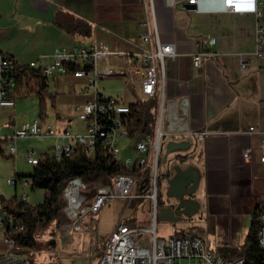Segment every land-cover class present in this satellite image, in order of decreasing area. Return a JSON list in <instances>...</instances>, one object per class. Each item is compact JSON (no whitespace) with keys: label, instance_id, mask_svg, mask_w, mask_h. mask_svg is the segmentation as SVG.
<instances>
[{"label":"crops","instance_id":"1","mask_svg":"<svg viewBox=\"0 0 264 264\" xmlns=\"http://www.w3.org/2000/svg\"><path fill=\"white\" fill-rule=\"evenodd\" d=\"M238 2L242 12L232 14L224 12L222 0H197L195 5L180 3L173 8L164 0H0V54L19 67L48 66L57 49L89 50L103 43L115 53L112 66L128 73L132 68L130 54L149 48L140 35L156 32L159 42L175 46L176 57L164 61L165 103L185 102L189 127L213 134L196 147L188 137L176 143L190 144L186 150H177L184 153L177 154L176 160L184 163L195 157L196 166L192 167L200 173L196 202L197 196L205 195L204 214L214 233L210 248L224 256L243 244L238 238L254 207L264 200V165L259 163L260 134L264 133V56L254 55L257 20L249 12L253 0ZM259 11L263 15L259 25L264 29V0H260ZM76 22L88 24L90 36L68 32ZM146 23L148 28L141 26ZM205 37L216 40L214 56L205 59L195 73L191 56L196 50L209 49L202 44ZM85 41L90 42L89 47ZM242 63L247 64L245 69ZM75 66L79 68V64ZM49 79L56 84L67 81V89L86 85L72 73ZM135 87L140 92L139 85L127 89ZM91 96L87 91L63 98L68 97L65 105L72 106L75 115L76 106ZM23 100L15 95L12 108H0V138L13 135L28 122L16 109ZM57 117L60 119V114ZM36 121L48 125L45 119ZM56 127L61 132L71 128L63 122ZM250 128L254 133L247 137L244 132ZM248 148L252 149L249 162L243 159ZM10 173L7 169L5 177ZM20 174L16 169L13 177ZM17 186L16 182L14 190Z\"/></svg>","mask_w":264,"mask_h":264},{"label":"built area","instance_id":"2","mask_svg":"<svg viewBox=\"0 0 264 264\" xmlns=\"http://www.w3.org/2000/svg\"><path fill=\"white\" fill-rule=\"evenodd\" d=\"M165 4L174 7L185 3L195 5L197 0H164ZM223 10L227 13H241L238 0H222ZM260 0H253V6L249 10L257 20L254 37L255 56H264V29L259 25L263 18L259 11ZM141 26L147 27L148 24ZM150 30V29H148ZM142 43L148 44L146 51H138L130 54L132 65H137L135 71L126 73L123 69L114 67L111 58L115 55L106 48L103 43L94 48L73 49L68 52L57 49L53 53L51 65L40 67L34 65L31 68L39 69L48 79L57 75H68L76 79H84V92L92 90L91 99L75 108L76 118L85 123L83 133H73L71 128L57 133L52 127L42 122H25L6 139L8 155L13 158L17 155L16 142L27 138H53L56 145L52 148V156L57 159L67 158L75 149H82L86 157L92 158L101 145V158L104 162L119 164L129 173L116 174L110 184L98 186L94 196L89 199L91 205L88 208L84 204L88 200L83 194L86 187L77 178L66 182L63 189V198L66 206L64 214L69 221L61 230V235L71 232H83L84 235H95L92 226L83 223V218L89 214H96L106 204L114 200H126L130 205L136 200L146 199L149 201L150 212L148 229L134 228L120 222L112 232L109 240L104 245L103 254L98 264H180L187 261L188 264H240L242 259L229 261L217 250L210 248L208 239L200 235L173 237L164 241L156 235L155 224L157 219V186H158V161L161 140L164 137L182 136L188 137L194 147L208 139L213 134L205 131L192 130L188 125L189 110L185 102L165 103V65L166 59H174L176 50L173 44L159 42L156 32L148 31L140 35ZM215 38H202V44L209 49L196 50L192 56V69L197 73L205 59L214 56L212 51ZM65 62H77L79 72L65 70ZM245 69L247 64L242 63ZM15 71L9 58L0 54V108H12V99L15 90ZM107 78H121L127 86L139 85V94L143 100L155 99L157 110L154 119V132L147 136L135 138L133 147L136 158H128L125 162L119 159L120 150L117 143L118 137H127V131L123 120L130 114L129 103L124 99L103 97L98 94L96 81ZM138 78V79H137ZM254 129L250 128L244 135L251 137ZM252 149L248 148L243 154L247 162L251 159ZM259 163L264 165V133L260 134ZM27 163L33 167L38 165V159L33 152L27 153ZM22 186L31 187L30 181H21ZM7 184L15 186L14 179L7 180ZM25 200V196L20 197ZM259 231L257 243L264 253V211L258 217ZM95 224V223H94ZM15 230L13 221L5 211L0 210V264H28L25 258L12 255L14 247L12 234Z\"/></svg>","mask_w":264,"mask_h":264},{"label":"rangeland","instance_id":"3","mask_svg":"<svg viewBox=\"0 0 264 264\" xmlns=\"http://www.w3.org/2000/svg\"><path fill=\"white\" fill-rule=\"evenodd\" d=\"M90 42L85 41V47H89ZM137 65H132L130 71H135ZM129 68V67H128ZM127 68V69H128ZM63 82V83H62ZM53 82L52 79L47 80L48 92L55 96V102L51 103L49 99L46 101L45 106V122L52 127L55 132L60 133V130H56L58 123L63 122L72 128L73 133H83L85 123L80 122L73 113V107L67 106L69 104L68 97L63 98L64 95L68 96V93H74L79 96L84 92V87L71 86L70 89L66 88L67 81ZM65 87V88H64ZM96 87L98 94L103 97L124 99L128 103L143 102L144 100L138 92V88L127 89L124 80L119 78H107L104 80H97ZM92 93V90H88ZM64 94V95H63ZM22 103L18 104L16 109L21 112V117H24L25 121H36L39 119V103L35 96L25 97ZM60 114V119L57 115ZM186 137L174 136L164 137L161 140L160 154L158 161V186H157V219L155 224L156 235L159 239L167 241L173 237H182V234H197L214 243V233L208 228V221L204 214V196H197V202L199 203V211L191 217H184L177 223H169L160 220L159 211L162 208L173 207L175 199L167 196L169 177L174 176L172 167L178 165L180 168L185 169L187 167L196 166L193 162V156H190L184 163H179L176 158L177 154L182 152H172L167 154L168 147L171 143L182 142ZM118 147L120 150L119 159L125 162L130 158L134 160L136 158L135 151L133 149L135 145V138L131 139L127 137L117 138ZM56 145V141L53 138H27L19 139L16 142L17 155L11 158L7 149L3 150L4 154H0V202L3 200L9 201L13 197L20 199L22 195H26V202L30 205H37L42 202L43 192L37 189H31V187H22L21 181H29V179L17 180V189L14 190L13 186L7 185V180L14 179L13 172L18 169L21 176H29L33 172V166L27 163V153L33 152L35 158H39L42 154L49 152L51 148ZM52 151V149H51ZM50 151V153H51ZM166 157V160L163 159ZM8 169L10 176L5 177V173ZM171 169V171H170ZM170 171V172H169ZM23 188V190H22ZM16 191V192H15ZM1 196L5 198H1ZM91 200H87L84 204L85 208L91 205ZM150 205L146 199L136 200L130 205L126 200H114L106 204L96 214H89L83 218V223L92 226L95 235L93 238L88 235H84L83 232H71L67 235H61V228L51 226L48 230L37 234L36 245L31 248L14 246L11 250V254L25 258L28 264H98L101 257L99 248L101 245H105L109 240L111 233L117 227L120 222H123L130 227H141L148 229L150 226L149 221ZM95 223V224H94ZM246 225L245 231L241 233L238 239L240 243L244 244L248 230L250 226ZM1 240V235H0ZM242 244V245H243ZM241 245V246H242ZM240 246V247H241ZM1 247V244H0ZM180 264H188L187 261L178 262Z\"/></svg>","mask_w":264,"mask_h":264},{"label":"trees","instance_id":"4","mask_svg":"<svg viewBox=\"0 0 264 264\" xmlns=\"http://www.w3.org/2000/svg\"><path fill=\"white\" fill-rule=\"evenodd\" d=\"M67 28V27H66ZM73 30L85 37L90 36L88 24L76 22ZM15 71V90L12 95L18 98L35 96L39 105V120L45 119L46 101L55 102V96L47 91V78L41 70L28 66L19 67L9 58ZM65 70L79 72V68L73 63H66ZM130 114L124 118L123 125L129 138L152 135L154 132V119L157 110L155 99L143 102L130 103ZM6 139L0 138V154H4L3 146ZM49 152L38 158V165L33 168L29 176L17 175L14 180L29 179L31 189L43 192L42 202L37 205H30L25 200L13 197L9 201L0 202V210L12 219L15 230L12 234L14 246L31 248L36 245L37 234L48 230L51 226L57 229L69 223L65 214L66 206L63 198V189L70 179H80L86 189L83 192L85 197L91 199L98 186L110 184L116 174L129 173L127 169L119 164L104 162L101 158V145L92 158H88L82 149L77 148L67 158L57 159ZM52 152V151H51ZM183 162L182 159H180ZM264 211V200L257 204L251 214V223L245 243L234 252L226 255L229 261L242 259L245 264H264V253L259 249L257 243L258 217ZM197 234L185 233L182 236ZM104 245L99 248L100 257L103 254Z\"/></svg>","mask_w":264,"mask_h":264},{"label":"water","instance_id":"5","mask_svg":"<svg viewBox=\"0 0 264 264\" xmlns=\"http://www.w3.org/2000/svg\"><path fill=\"white\" fill-rule=\"evenodd\" d=\"M189 146L190 144L188 142H184L183 144L171 143L168 147L167 154L177 150H186ZM165 160L166 157L163 161ZM178 162L182 163L180 160ZM172 172H174V176L172 178L169 177L167 180L169 187L167 196L176 200V206L162 208L159 214L161 221L177 223L181 220L182 216L191 217L198 212V203L195 200H186V198L191 197L198 190L200 173L195 167L182 169L178 165L172 167Z\"/></svg>","mask_w":264,"mask_h":264},{"label":"flooded vegetation","instance_id":"6","mask_svg":"<svg viewBox=\"0 0 264 264\" xmlns=\"http://www.w3.org/2000/svg\"><path fill=\"white\" fill-rule=\"evenodd\" d=\"M173 177V176H172ZM171 177V178H172ZM169 188V187H168ZM198 191V190H197ZM197 191L189 198H186V200H195L196 201V193ZM176 206V200H175V204L173 205V207ZM184 218L183 216L181 217V219Z\"/></svg>","mask_w":264,"mask_h":264},{"label":"bare ground","instance_id":"7","mask_svg":"<svg viewBox=\"0 0 264 264\" xmlns=\"http://www.w3.org/2000/svg\"><path fill=\"white\" fill-rule=\"evenodd\" d=\"M66 63H73V64H75V65L78 64L77 62H65V64H66ZM142 99H143V97H142ZM258 231H259V226H258ZM258 231H257V232H258ZM240 264H245V263H244V261L242 260V262H241Z\"/></svg>","mask_w":264,"mask_h":264}]
</instances>
